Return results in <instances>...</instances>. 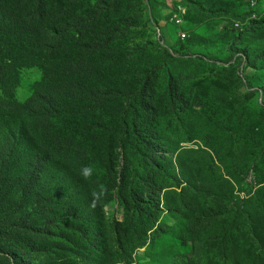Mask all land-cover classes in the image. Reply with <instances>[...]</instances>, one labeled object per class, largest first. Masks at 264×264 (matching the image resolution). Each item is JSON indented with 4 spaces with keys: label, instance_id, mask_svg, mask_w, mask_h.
Wrapping results in <instances>:
<instances>
[{
    "label": "rangeland",
    "instance_id": "rangeland-1",
    "mask_svg": "<svg viewBox=\"0 0 264 264\" xmlns=\"http://www.w3.org/2000/svg\"><path fill=\"white\" fill-rule=\"evenodd\" d=\"M79 2L98 8L110 24L127 19L99 58L78 55L72 63L79 80L112 91L113 109L151 74L157 164L152 170L146 163L142 145L119 141V113L109 107L115 120L102 150L113 147L110 173L96 161L80 178L54 160L33 172L40 151L12 104L25 105L51 82L41 60L9 53L0 59V102L11 105L0 103V158L6 154L3 113L10 114L4 120L17 131L18 147L0 163V264H13L12 257L21 264H256L264 256V59L253 68L241 52L251 62L264 54V0ZM175 14L179 22L171 20ZM246 26L252 28L237 40ZM184 41L189 51L179 56ZM64 65L45 66L54 77L65 75ZM171 79L185 104L174 116L163 113ZM84 114L67 124L92 136ZM121 176L124 195L135 188L153 191L152 197L145 193L127 208L116 186ZM127 219V232L116 241L111 227ZM90 227L95 235H87Z\"/></svg>",
    "mask_w": 264,
    "mask_h": 264
},
{
    "label": "trees",
    "instance_id": "trees-1",
    "mask_svg": "<svg viewBox=\"0 0 264 264\" xmlns=\"http://www.w3.org/2000/svg\"><path fill=\"white\" fill-rule=\"evenodd\" d=\"M147 11L149 12L147 14L151 16L148 8ZM109 20L102 17L98 8L88 9L80 4L79 0H68L65 11H63L62 0H0V59L4 60L7 55L10 59L9 53L12 52L18 53L15 57H19L22 61L27 55L34 56L42 61V67H45L43 70L45 80L51 82L45 92H36L25 105L12 104L19 116L17 123H20L24 133L30 134L29 137L37 142L40 151L34 156L33 172L42 170L46 162L50 160L65 161L69 164L68 169L75 175L81 176L80 178L87 177V173L91 170L89 164L92 165L96 161L104 165L107 173L112 170L113 147H109L108 151L102 150L105 143L104 134L108 132V122L111 119L115 120L111 111L109 112V107L111 109L115 107V102L108 98V94L112 91L103 86L93 89L86 80L85 82L79 80L78 67L73 66L72 63L78 55L81 58L90 56L99 58L116 35L124 31L119 28L126 24L127 19L119 16L111 24ZM260 24L264 26V18L260 20ZM246 27L248 29L245 28L244 32H240L237 40H240L242 35L252 28V26ZM189 47L188 41L180 42L176 54L187 55ZM241 54L253 68L259 58L264 59V54L261 57L258 55L251 62L247 51ZM63 60H65V75L61 76L57 72L54 77H51L52 70L46 69L45 65L50 64L52 67L56 62L60 64ZM2 71L0 62V73ZM150 78L151 74L144 76L140 85L135 86L133 91L123 94L118 99L117 108L113 110L118 112L120 117L115 120L121 126L119 141L135 143L134 147L138 149L139 145H142L148 153L145 156L146 163L151 165L153 170L157 164L155 153L160 147L154 145L159 135L152 127L155 115L153 114V87L148 81ZM165 99L168 104L163 108L164 114L174 116L177 114L178 106L185 105L172 79ZM162 100L163 98H160L159 102ZM81 110L85 111L83 123L87 129L86 133L90 135L93 132L92 136H85L84 132L78 133L71 123L67 124L68 118L71 122L74 120L71 116ZM96 113H98L97 116ZM108 113H110L109 117H107ZM137 115L140 117L139 121L136 118ZM2 116L1 121L6 127V145L2 149L6 152L5 155H8L18 147L16 136L18 133L4 120L10 114L3 113ZM5 155L0 158L1 164L7 160L4 158ZM120 180V182L116 181V186L119 188L118 196L125 201L127 208L130 204L134 206L135 200L140 199L145 193L149 197L153 195V191L138 193L135 188H131L124 195V178L121 176ZM151 186L152 182L148 181L144 189ZM93 198L100 204L95 195ZM150 217H154V212L150 213ZM125 224L128 225V219L127 222L113 223L111 233L116 241H120L122 232H127ZM133 229L136 232L141 231L139 226ZM149 230H152V227ZM87 235H95L94 228L90 227ZM12 260L13 264H21L19 258L12 257ZM256 264H264L262 254L258 255Z\"/></svg>",
    "mask_w": 264,
    "mask_h": 264
},
{
    "label": "built area",
    "instance_id": "built-area-1",
    "mask_svg": "<svg viewBox=\"0 0 264 264\" xmlns=\"http://www.w3.org/2000/svg\"><path fill=\"white\" fill-rule=\"evenodd\" d=\"M172 21H177V22H179V19H178V16L175 14V15H172V19H171ZM235 26L236 27H238V26H240V24H235ZM184 37V36H183Z\"/></svg>",
    "mask_w": 264,
    "mask_h": 264
}]
</instances>
